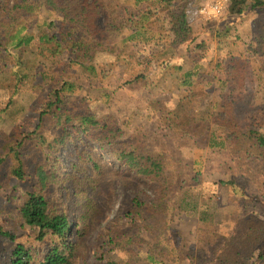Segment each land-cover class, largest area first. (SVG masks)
<instances>
[{
  "label": "rangeland",
  "instance_id": "obj_1",
  "mask_svg": "<svg viewBox=\"0 0 264 264\" xmlns=\"http://www.w3.org/2000/svg\"><path fill=\"white\" fill-rule=\"evenodd\" d=\"M204 1L186 0L193 33L187 41L177 43L168 21L162 20L163 14L145 13L146 20L129 22V14L124 10L132 5L129 0H123L117 10L116 27L101 23L95 36L49 12L44 0H28L34 13L25 15L20 24L28 26L26 31L35 36L55 35L66 49L60 54L44 56L36 40L31 46L0 54V226L26 242L35 239V232L23 225L20 208L35 183L36 166L47 157V167L58 169L61 178L50 185L46 197L67 216L73 241L75 231L80 228L75 226L82 222L91 189L84 185L88 180L77 183L76 189L73 176L68 174L74 172L78 153L90 144L89 153L98 165H103L98 172L106 192L97 204L100 217L83 240L85 257L77 264L107 261L191 264L190 257L198 255L203 247L202 238L228 236L235 230L233 197L229 188L219 184L220 180L229 179L227 151L211 147L201 138L181 139L160 117L169 116L187 94L181 86L182 75L192 71L196 84L192 90L196 92L193 110L197 120L209 126L215 139L222 140L226 135L218 117L217 98L233 87L232 59L249 55L247 45L253 44L256 23L264 22V7L241 16L231 15L228 9L221 17L206 19L196 15ZM156 6L151 4L148 9L155 11ZM140 8L143 15L146 7ZM140 8L132 7L131 11ZM137 29L140 35L130 39ZM73 46L89 49L91 62L82 66L72 64ZM218 63L223 65L222 71ZM253 65H250L244 101L264 112V81L257 76V63ZM88 66L93 70L87 69ZM65 84L73 85L72 89L61 90ZM56 91L60 92L63 103L50 108ZM53 110L94 114L109 128L121 130L118 147L164 158L173 182L171 198L167 201L169 227L166 217H153L144 207L141 214L135 215L133 199L140 197L149 203L150 189L126 169L114 172L116 164L109 161L108 152L99 144L72 139L56 154L42 146L41 138L52 142L62 131ZM45 111L49 113L41 117ZM20 165L30 175L25 181L13 174ZM250 210L264 219L260 204L254 203ZM116 233L120 235L118 240L132 238V245L110 243V235ZM156 236H159L157 240ZM4 248L7 245L1 241L0 253ZM152 254L157 263L148 259Z\"/></svg>",
  "mask_w": 264,
  "mask_h": 264
},
{
  "label": "trees",
  "instance_id": "obj_2",
  "mask_svg": "<svg viewBox=\"0 0 264 264\" xmlns=\"http://www.w3.org/2000/svg\"><path fill=\"white\" fill-rule=\"evenodd\" d=\"M122 1L44 0V7L49 12L61 16L64 21L80 26L90 36H95L100 30L101 23L116 27V18L119 17L117 10L122 6ZM130 1L132 5L124 10L129 14V22L131 21L132 24L146 20L145 13L163 14L162 20L168 21L170 32L177 43L187 41L191 37L193 29L188 21L189 5L186 0ZM151 4L157 5L155 11L148 9ZM132 7L146 8L142 15L141 8L131 11ZM263 7L264 0H231L229 12L231 15L241 16ZM31 13H34V7L28 3V0H0V54L11 49L19 50L31 46L36 40L40 54L44 56L46 53L60 54L64 51H61L62 49H66L55 35L42 33L35 36L30 32L31 30L30 33L27 32L28 26L21 25L20 20ZM255 32L253 44L247 45L249 55L232 59L230 69L233 72V87L220 93L217 98L218 117L226 128L224 139H215L214 134H210L209 126L202 124L196 118L193 110L196 92L192 91L196 84L192 80L195 76L192 71L182 75L181 86L188 91L187 94L180 99L170 117L164 113L160 116L174 134L181 135V139L201 138V141L207 140L209 146L220 147L227 151L229 179L220 180L219 184L229 188L233 197L232 205L235 212L232 220L235 230L228 236L202 238L203 247L198 250V255L190 257L191 264L196 262L197 264H264V219L250 210L254 203L264 208V131H262L264 112L249 106L244 101L246 82L248 75L251 74L250 65L257 63V76L264 81V22L256 23ZM137 35H140L138 29L130 39ZM70 62L81 66L90 63L89 49L73 46ZM217 67L223 70L221 63H218ZM87 69L93 70L92 66H88ZM253 69L256 71L255 68ZM72 86L65 84L61 90H71ZM54 97L55 100L50 103V108L63 103L60 92L56 91ZM52 112L62 131L53 138L52 142H46L41 138L42 146H46L49 151L56 154L72 139L82 142L87 139L99 144L108 152L109 161L116 164L114 172H122L126 169L132 177L143 181L150 189L152 196L147 197L149 203L142 201L140 197L133 199L135 215L141 214L144 207V211L151 212L153 217H166V227H169L171 220L168 218L167 201L171 198L173 182L163 157L137 154L135 150L118 147L117 141L122 136L121 130L118 127L109 128L94 114L57 113L56 110ZM45 113L49 112L45 111L41 117H44ZM99 129L102 132L96 133ZM91 150L90 144L84 146L82 152L78 153V162L73 164V174H68L69 177L73 176L76 189H78L77 183L81 184L86 180L88 183L84 185L91 189L90 196L86 197L85 212L81 215L82 222H78L75 226L80 227L75 231V239L70 240L72 225L67 216L46 197L50 185L60 181L61 174L54 166L47 167L48 158L45 157V162L36 166L34 170L35 183L26 193L20 208L23 225L31 228L36 237L33 241L31 239L26 242L27 240L0 226V242L3 241L7 245V248L0 253V264H77L85 257L83 240L100 217L97 204L99 197L106 192L105 182L99 180L100 172H98L103 165L101 164V167L95 162L92 153H89ZM54 159L57 162V158ZM86 171H88L87 175ZM13 174L23 181L30 177L21 165L13 170ZM119 237V233L110 235V243L115 246L132 245V238L118 240ZM158 237L156 236L155 239L157 240ZM48 238L51 239L48 241ZM123 239L124 241L121 242ZM153 248L150 250L152 251ZM148 259L152 263H157L154 254ZM103 264L117 263L107 261ZM131 264L136 262L131 261Z\"/></svg>",
  "mask_w": 264,
  "mask_h": 264
},
{
  "label": "built area",
  "instance_id": "obj_3",
  "mask_svg": "<svg viewBox=\"0 0 264 264\" xmlns=\"http://www.w3.org/2000/svg\"><path fill=\"white\" fill-rule=\"evenodd\" d=\"M231 0H206L201 4L197 17L216 19L223 16L229 9Z\"/></svg>",
  "mask_w": 264,
  "mask_h": 264
}]
</instances>
